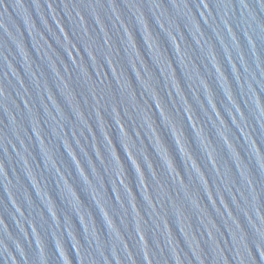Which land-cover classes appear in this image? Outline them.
I'll return each instance as SVG.
<instances>
[{"label":"water","instance_id":"1","mask_svg":"<svg viewBox=\"0 0 264 264\" xmlns=\"http://www.w3.org/2000/svg\"><path fill=\"white\" fill-rule=\"evenodd\" d=\"M0 264H264V0H0Z\"/></svg>","mask_w":264,"mask_h":264}]
</instances>
